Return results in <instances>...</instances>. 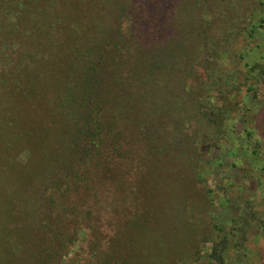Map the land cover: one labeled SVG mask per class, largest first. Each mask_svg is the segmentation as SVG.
<instances>
[{
    "label": "trees",
    "instance_id": "obj_1",
    "mask_svg": "<svg viewBox=\"0 0 264 264\" xmlns=\"http://www.w3.org/2000/svg\"><path fill=\"white\" fill-rule=\"evenodd\" d=\"M127 2L0 0V264H60L77 231L89 264H159L170 240L179 248L180 188L158 167L191 155L173 74L195 30L175 16L183 0L166 14L167 0L150 1L138 33L118 28L111 14ZM30 142L20 165L14 150ZM231 224L214 227L205 264H242L232 256L246 223Z\"/></svg>",
    "mask_w": 264,
    "mask_h": 264
},
{
    "label": "rangeland",
    "instance_id": "obj_2",
    "mask_svg": "<svg viewBox=\"0 0 264 264\" xmlns=\"http://www.w3.org/2000/svg\"><path fill=\"white\" fill-rule=\"evenodd\" d=\"M150 1L161 0H128L125 12L111 14L113 23L138 33ZM166 3L161 9L165 14L174 0ZM179 7L177 2L175 16L195 30L188 47L180 50L183 64L173 74L185 98L180 123L192 150L191 155L185 151L169 155L158 167L176 177L181 196L174 211L181 222L173 232L180 245L175 249L170 240L159 264H205L218 235L214 227L226 230L232 218L246 223L232 257L242 264H264V0H183ZM98 36L97 31L92 44ZM210 76L217 79L214 87L209 85ZM35 114L54 132L43 112ZM34 152L32 142L25 143L16 147L13 158L24 165ZM108 200L106 190L105 212ZM162 212L173 213V208L166 203ZM83 240V231H77L60 264L90 263ZM141 260L136 264H152L149 258Z\"/></svg>",
    "mask_w": 264,
    "mask_h": 264
}]
</instances>
